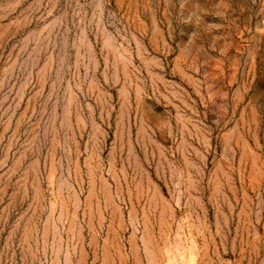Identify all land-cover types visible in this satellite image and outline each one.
I'll list each match as a JSON object with an SVG mask.
<instances>
[{"label": "rangeland", "instance_id": "374dc122", "mask_svg": "<svg viewBox=\"0 0 264 264\" xmlns=\"http://www.w3.org/2000/svg\"><path fill=\"white\" fill-rule=\"evenodd\" d=\"M0 264H264V0H0Z\"/></svg>", "mask_w": 264, "mask_h": 264}]
</instances>
